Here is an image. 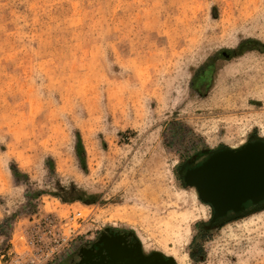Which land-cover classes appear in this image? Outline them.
<instances>
[{
    "label": "rangeland",
    "instance_id": "1",
    "mask_svg": "<svg viewBox=\"0 0 264 264\" xmlns=\"http://www.w3.org/2000/svg\"><path fill=\"white\" fill-rule=\"evenodd\" d=\"M248 141L264 0H0V264H72L107 229L264 264V208L216 220L183 177Z\"/></svg>",
    "mask_w": 264,
    "mask_h": 264
},
{
    "label": "flooded vegetation",
    "instance_id": "2",
    "mask_svg": "<svg viewBox=\"0 0 264 264\" xmlns=\"http://www.w3.org/2000/svg\"><path fill=\"white\" fill-rule=\"evenodd\" d=\"M262 149L264 142L260 141H248L238 146L221 145L210 149L204 155L206 157L185 168L184 179L190 170L206 159L205 172L211 191L208 204L214 214L225 213L216 220H228L264 208ZM220 196L222 202L218 198ZM221 203L225 206L224 210H219ZM156 252L147 251L130 232L107 229L91 244L85 245L72 264H164Z\"/></svg>",
    "mask_w": 264,
    "mask_h": 264
},
{
    "label": "water",
    "instance_id": "3",
    "mask_svg": "<svg viewBox=\"0 0 264 264\" xmlns=\"http://www.w3.org/2000/svg\"><path fill=\"white\" fill-rule=\"evenodd\" d=\"M205 164L203 163L200 167L190 172V174L193 176L192 181L199 189V195L200 197L207 201L211 198V191L209 190L208 183H207V174L205 172ZM219 200L222 202V196L218 197ZM225 206L223 203L220 204L219 210H224ZM225 215L224 212L215 213V216ZM158 255H160V259L164 261V264H175V259L173 256L165 255L161 252H156Z\"/></svg>",
    "mask_w": 264,
    "mask_h": 264
},
{
    "label": "bare ground",
    "instance_id": "4",
    "mask_svg": "<svg viewBox=\"0 0 264 264\" xmlns=\"http://www.w3.org/2000/svg\"><path fill=\"white\" fill-rule=\"evenodd\" d=\"M169 255L173 256L174 259H176L177 264H189V260L185 254H181L179 252L174 251L171 252Z\"/></svg>",
    "mask_w": 264,
    "mask_h": 264
},
{
    "label": "crops",
    "instance_id": "5",
    "mask_svg": "<svg viewBox=\"0 0 264 264\" xmlns=\"http://www.w3.org/2000/svg\"><path fill=\"white\" fill-rule=\"evenodd\" d=\"M204 157H206V156H203V157H200V158H204ZM204 162H206V159H204L200 164H198L195 168H193V170H195V169H197L198 167H200L201 165H203ZM197 163H198V162H197ZM197 163H196V164H197ZM196 164H195V165H196ZM193 170H190L189 173H190L191 171H193ZM185 179H187V178H185ZM188 183L191 184L193 187H195L196 190L198 191V194H199V189H198V187L194 184V182H193L192 180H191V181L189 180ZM199 197H200V195H199ZM200 198H201V197H200ZM201 200H202L204 203L208 204V201H209V200L205 201V200H203L202 198H201ZM208 205H209V204H208ZM219 213H220V212H219Z\"/></svg>",
    "mask_w": 264,
    "mask_h": 264
},
{
    "label": "trees",
    "instance_id": "6",
    "mask_svg": "<svg viewBox=\"0 0 264 264\" xmlns=\"http://www.w3.org/2000/svg\"><path fill=\"white\" fill-rule=\"evenodd\" d=\"M13 172H14V174L17 176L18 174H22V173H20L18 170H13ZM224 215H221V216H219V218H221V217H223Z\"/></svg>",
    "mask_w": 264,
    "mask_h": 264
},
{
    "label": "built area",
    "instance_id": "7",
    "mask_svg": "<svg viewBox=\"0 0 264 264\" xmlns=\"http://www.w3.org/2000/svg\"><path fill=\"white\" fill-rule=\"evenodd\" d=\"M18 259H13V261H17Z\"/></svg>",
    "mask_w": 264,
    "mask_h": 264
}]
</instances>
